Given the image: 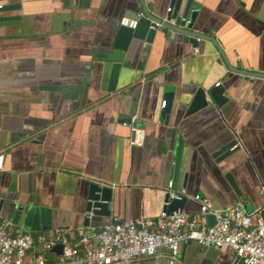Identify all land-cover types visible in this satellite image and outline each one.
Returning a JSON list of instances; mask_svg holds the SVG:
<instances>
[{
  "label": "crops",
  "instance_id": "0c3cea01",
  "mask_svg": "<svg viewBox=\"0 0 264 264\" xmlns=\"http://www.w3.org/2000/svg\"><path fill=\"white\" fill-rule=\"evenodd\" d=\"M0 3V216L14 232L64 230L74 241L77 228L98 230L112 216H157L170 188L187 191L191 214L196 194L219 209L241 198L249 212L264 206V80L230 69L264 73V0H195V28L218 47L161 33L125 50L120 20L145 9L166 20L171 0ZM218 82L228 101L187 114L196 89ZM168 89L175 98L163 118ZM129 120L144 128L142 146L131 144ZM234 138L240 148L218 160ZM93 182L113 189L109 216L87 211ZM236 258L192 242L178 264ZM136 264H169L168 251Z\"/></svg>",
  "mask_w": 264,
  "mask_h": 264
},
{
  "label": "built area",
  "instance_id": "2783aa9c",
  "mask_svg": "<svg viewBox=\"0 0 264 264\" xmlns=\"http://www.w3.org/2000/svg\"><path fill=\"white\" fill-rule=\"evenodd\" d=\"M171 11L169 7L168 12ZM171 21L176 23V19ZM119 24L136 28L138 21L123 17ZM256 77L264 80L255 75L248 78ZM165 105L164 101L163 107ZM130 126L133 129L131 144L142 146L144 128ZM186 195L185 189L170 188L166 208L157 216L138 219L112 216L98 230L77 228L74 241L64 230L49 235L14 232L12 221L0 216V264H136L140 258L157 256L161 249H167L169 264H178L181 248L192 242L202 247L233 250L243 264H264V206L249 212L241 198L219 209L196 194L193 198L200 203L198 214L167 209L172 200H181ZM209 215L215 217L213 225L209 224ZM59 244L64 246L63 253L52 252Z\"/></svg>",
  "mask_w": 264,
  "mask_h": 264
},
{
  "label": "water",
  "instance_id": "95a60500",
  "mask_svg": "<svg viewBox=\"0 0 264 264\" xmlns=\"http://www.w3.org/2000/svg\"><path fill=\"white\" fill-rule=\"evenodd\" d=\"M195 0H171L172 11L168 12L167 19L162 20L161 18L153 15L147 9L142 16H139L136 12L130 14V18L137 20L138 24L136 28H130L128 26L121 25L116 39V46L121 49H127L131 44L132 40H144L146 42V47L152 44L156 37L163 33L167 37H173V34L182 35L187 37L189 42L193 47H199L201 40H208L214 43L217 47L219 42L212 36L204 34L202 31L195 28V15L197 10L194 8ZM5 6V4H4ZM4 6L0 9H3ZM7 8H20L19 3H8ZM171 19H176V23H170ZM188 21V23H186ZM158 23L161 26H158ZM233 72L244 74L247 78L251 75L259 76L264 78V73L248 72L230 66ZM168 97L165 100L166 105L162 106L161 116L163 118H168V114L171 112V106L175 98V91L173 89H168L166 92ZM228 101L225 96V91L223 86H213L210 88L200 86L196 89L193 95V99L188 106L187 114L194 113L195 111L207 107L210 102H214L217 106H222ZM164 102V101H163ZM162 102V103H163ZM133 120H129L128 124H132ZM240 148L239 140L234 138L224 144L215 152V157L218 160L224 159ZM232 185L239 192V189L233 180L229 177ZM113 198V189L109 186L101 185L99 183L93 182L90 185L87 211L95 215L109 216L111 214V201ZM169 194L167 196V200ZM3 200L0 201L2 204ZM186 198L181 200H172L171 204L167 207L169 211L173 210H184V205ZM88 221V218H87ZM209 224L213 225L215 223V217L213 215L208 216ZM64 246L59 244L52 249V252L57 254L63 253ZM233 264H243L238 258L235 259Z\"/></svg>",
  "mask_w": 264,
  "mask_h": 264
}]
</instances>
